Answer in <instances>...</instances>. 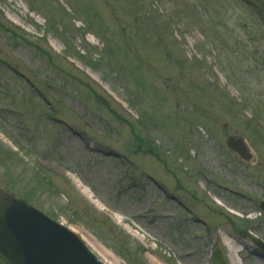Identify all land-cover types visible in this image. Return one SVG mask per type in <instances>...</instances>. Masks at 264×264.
I'll list each match as a JSON object with an SVG mask.
<instances>
[{"label": "rangeland", "instance_id": "rangeland-1", "mask_svg": "<svg viewBox=\"0 0 264 264\" xmlns=\"http://www.w3.org/2000/svg\"><path fill=\"white\" fill-rule=\"evenodd\" d=\"M263 59L264 0H0V186L104 264H264Z\"/></svg>", "mask_w": 264, "mask_h": 264}, {"label": "water", "instance_id": "water-1", "mask_svg": "<svg viewBox=\"0 0 264 264\" xmlns=\"http://www.w3.org/2000/svg\"><path fill=\"white\" fill-rule=\"evenodd\" d=\"M228 144L245 160L252 158L243 138L230 137ZM255 241L264 251V243ZM0 256L10 264H103L77 234L3 187ZM213 260L215 264H226L220 252L215 253Z\"/></svg>", "mask_w": 264, "mask_h": 264}, {"label": "bare ground", "instance_id": "bare-ground-1", "mask_svg": "<svg viewBox=\"0 0 264 264\" xmlns=\"http://www.w3.org/2000/svg\"><path fill=\"white\" fill-rule=\"evenodd\" d=\"M64 144L67 145V146H69V147H71V149L73 150L72 153H74V151H76L79 148V145H80L79 142H78V140H77V138H75L72 141L71 140H66V141H64ZM100 151H102V150H100ZM102 153L104 155V152H102ZM75 154H76V156H78V153L77 152ZM79 171L85 177V175L91 174L90 172L92 170H89L88 171L89 173H88L87 170L84 167H80L79 168ZM103 177L104 176L100 174V176L98 177L99 178V182L102 181V183H108V180L111 179L109 177L106 178L107 176L104 177V179H103ZM77 183H79V182H77ZM78 187H80V186H78ZM82 191L85 192V193H87V191L85 189H83ZM151 199H152L151 196L146 197L144 204L139 205V206H137L136 208H133V209L129 208L128 206H123L122 209L120 210L121 211L120 213L123 214V215L124 214L127 215V213H128V216L129 215L136 216V218L134 219V221H132L131 226L137 225V227H139V228H141V229L144 230L145 229L144 223H146V222H145V219H143L141 217L145 216V213L148 210L149 202L151 201ZM235 206H237V205H235ZM169 208H170L169 205H165L159 211L158 218L152 223V224H155V225H150L151 226L150 229H154V230L158 229V228H156L157 225H161L163 223V221H162L163 219L164 220H167V216L170 215ZM231 213L234 215V214L239 213V212H235L234 213V211H232ZM119 219L121 220V218H119ZM133 234L136 237H140L141 236L140 233H139V231H134ZM223 239H224L225 245L229 248V250L231 252V255L233 256V262H234V264H244V263H241L240 262L241 261L239 259L241 257V253H240L241 250L239 249L240 248V245H236L237 240L234 238V236L229 235L227 233V234H224L223 235ZM237 257H238V259H237Z\"/></svg>", "mask_w": 264, "mask_h": 264}]
</instances>
